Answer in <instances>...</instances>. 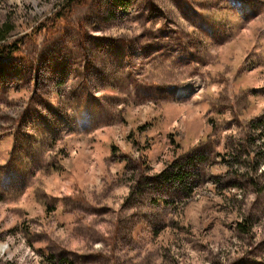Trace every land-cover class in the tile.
Instances as JSON below:
<instances>
[{
  "label": "rangeland",
  "instance_id": "1",
  "mask_svg": "<svg viewBox=\"0 0 264 264\" xmlns=\"http://www.w3.org/2000/svg\"><path fill=\"white\" fill-rule=\"evenodd\" d=\"M2 31L0 264H264V0H0Z\"/></svg>",
  "mask_w": 264,
  "mask_h": 264
},
{
  "label": "trees",
  "instance_id": "2",
  "mask_svg": "<svg viewBox=\"0 0 264 264\" xmlns=\"http://www.w3.org/2000/svg\"><path fill=\"white\" fill-rule=\"evenodd\" d=\"M3 33H4V31L0 32V60H2L4 58L11 59L18 52V50H14V46H12V45H10L8 47H3L1 45V43L7 39L6 33L5 34H3ZM250 129H251V132L261 131V130L264 131V118H263V120L252 122L250 124ZM245 152H246L247 156H254V158H255V156L257 157L258 155H261L262 157H264V148H262V147H259L258 150L254 153L250 152V150H245ZM189 164L192 165V164H194V162L189 163ZM190 176H191L190 173L187 171L176 170L174 173H172L168 176V180L170 182H174L177 185H182V186H184V188H186L188 185V179ZM164 177H165V174H164Z\"/></svg>",
  "mask_w": 264,
  "mask_h": 264
}]
</instances>
